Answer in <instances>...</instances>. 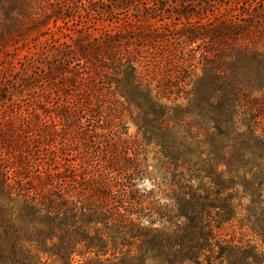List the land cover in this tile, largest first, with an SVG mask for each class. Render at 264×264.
<instances>
[{
	"label": "trees",
	"instance_id": "trees-1",
	"mask_svg": "<svg viewBox=\"0 0 264 264\" xmlns=\"http://www.w3.org/2000/svg\"><path fill=\"white\" fill-rule=\"evenodd\" d=\"M236 1L210 19L206 1L0 0L1 48L76 14L123 27L53 40L34 101L49 124L0 89V264H264V0ZM144 142L167 161L169 194L141 187Z\"/></svg>",
	"mask_w": 264,
	"mask_h": 264
},
{
	"label": "rangeland",
	"instance_id": "rangeland-1",
	"mask_svg": "<svg viewBox=\"0 0 264 264\" xmlns=\"http://www.w3.org/2000/svg\"><path fill=\"white\" fill-rule=\"evenodd\" d=\"M187 3H192L195 5V8H192L195 12H201L200 7L204 6L205 2H209V6H207L208 13L207 16L210 19H213L214 16L219 13H225L227 17H229L230 13L237 14L239 12V8L242 11L243 5H237L236 0H179ZM217 2V3H215ZM223 2L224 5L220 7L219 3ZM248 2V1H247ZM226 5V6H225ZM230 6V10L226 9ZM261 7V6H260ZM214 12V14H212ZM117 16L114 15H101L100 13L94 12L88 15L75 16L73 21L68 22L64 27L59 29H54L55 32L37 37L38 32H31L27 35L25 39L20 41L17 46H7L5 48L0 47V89H4L2 92L3 97L7 100L16 101V106H13V109H21L22 107L29 106L27 111H30L31 108H37V112L42 115V118L47 119L50 115L54 117L55 114L52 112L51 107L44 106L42 103L34 102L38 96V92L36 88L39 86V76L44 75L45 65L49 63L48 61L55 60L53 49V40H56V45L59 43H71L72 39L76 38L80 35V33H91L95 36L101 35L105 33V31H117L118 24L110 22L111 20ZM120 17H123L121 15ZM205 21V20H204ZM177 26L170 27L171 37L176 36V30L180 28V22H175ZM57 25L63 26L61 21H58ZM90 26V27H89ZM85 27L80 33L77 32L78 29ZM87 27V28H86ZM256 27H264L262 25H257ZM69 29V30H68ZM77 31H76V30ZM53 34V35H52ZM66 35H68L66 37ZM261 40H259V46L264 47V30L259 32V36ZM17 47V49H16ZM19 47V48H18ZM210 47V46H209ZM200 48L196 49L198 53ZM203 69L202 66L199 65L195 69V76L202 75ZM27 86H31L33 90L28 89ZM192 85L188 86L187 89H191ZM35 89V90H34ZM41 100L45 97L41 96ZM40 98V97H39ZM109 99V97H106ZM113 99V98H112ZM110 98V100H112ZM115 99V98H114ZM120 103L123 104L122 99L116 98ZM107 101V100H106ZM113 101V100H112ZM181 102V101H180ZM53 103V101L51 102ZM20 106V107H18ZM22 106V107H21ZM4 108V105H0V113ZM123 108V109H121ZM122 113V117L124 119L126 134L131 139H140L141 135L138 134V126H137V112L132 108L128 107L126 103H124L123 107L118 109ZM117 114V113H116ZM50 122L48 121L47 124ZM55 123V122H53ZM52 125V124H51ZM53 126V125H52ZM49 128V127H48ZM55 128L60 129L61 127L55 125ZM51 130V128H49ZM61 140L59 138L57 141ZM140 141V140H139ZM142 147V156L146 157L147 165L149 168V179H146L141 187L146 190H153L154 192L163 191L166 194L170 193V171L167 170V166L164 165L167 161L163 159V156L158 153V149L153 144H148L146 142L141 144ZM71 149H75L68 153V159L73 158L76 154L77 147L73 146ZM229 234L234 235L235 238L242 239L243 241L250 240L252 244L255 242L254 238L250 233H246L243 230H240L238 226L233 227V232L228 231ZM229 237V236H228Z\"/></svg>",
	"mask_w": 264,
	"mask_h": 264
}]
</instances>
